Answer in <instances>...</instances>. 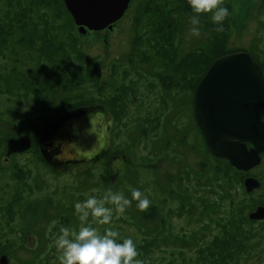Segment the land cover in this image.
Wrapping results in <instances>:
<instances>
[{
    "label": "rangeland",
    "instance_id": "1",
    "mask_svg": "<svg viewBox=\"0 0 264 264\" xmlns=\"http://www.w3.org/2000/svg\"><path fill=\"white\" fill-rule=\"evenodd\" d=\"M156 2L160 3L157 8L161 7L162 12L168 6L179 11L186 4L187 15L179 24L177 41L181 54L208 43H226L230 50H234L232 52L242 51L238 50L242 48L260 52L264 63V0H224V6L230 12L224 22L225 31L217 32L210 15L204 14L200 17L199 37L191 35L190 19L194 13L188 0H132L125 15L112 29L82 34L78 31L84 53L83 66H92V58L101 61V85L106 82L104 92L118 87L113 86V66L119 69V84L137 83V86H123L129 92L127 94L137 91L135 96H131L136 99L125 112L127 125H115L114 115L99 107V102L84 104L85 97L82 101V96L76 98L72 94L71 106H77L73 109L90 110L66 120L70 121L62 127V135L71 129L76 134L62 139V151L57 159L80 158V162L63 164L57 169L42 161L44 157L39 138L46 129L45 122H37L34 130L16 127L19 118H24L29 111L31 113V99L20 100L18 97L22 90L18 86L12 92L7 91L4 88L7 81L11 82L10 86H14L15 82L0 75V214L3 210L8 216L4 224L0 223V258L9 254V264H59L56 248L49 247L53 244L48 233L51 222L55 220L60 225L78 228L80 221L75 204L90 195L101 198L109 190L123 193L131 199L130 189L136 188L151 202L149 209L141 212L133 200L123 215L117 217L114 213L112 222L114 230L120 233L119 242L124 238L135 242L139 252L137 258L143 264H197L194 261L203 260L200 250L215 236L207 231L211 229L207 216L211 212L216 213L215 207L225 200L220 198L224 194L236 191L237 205H244L246 214L264 204V152L262 162L250 171L237 169L231 164L239 173L232 171L229 176L239 178V182L218 194L212 193L220 189L219 183H214L212 179L220 168L213 162V155L204 144V137L194 121L195 89L182 92L183 86L169 81L172 71L164 64L173 55L178 63L181 55L156 53L142 63L131 55L138 11H142L145 4L154 5ZM157 8L156 16L164 17L157 12ZM19 58L12 64L19 71L35 72L38 69L36 61L26 64ZM262 67L264 70L263 64ZM89 90L83 91L84 96L91 95L87 94ZM147 116L161 120V128L156 133L151 131L145 135L137 127L135 130L132 128L133 120L140 117L146 121ZM147 122L144 124L149 131L153 123ZM24 133L33 135L32 149L5 160L8 139L26 135ZM98 154V159H94ZM5 168L12 171L6 172ZM24 169L29 170L27 180L26 176L21 178L19 175ZM224 173L228 177V172ZM15 174L19 179L17 184L21 185L20 191L18 186H11ZM248 177H255L261 182V186L251 193L244 186ZM23 180L27 183L22 186ZM248 194L254 197L246 199ZM248 201H253L252 208L246 206ZM227 204L230 205L229 202ZM214 217V221L210 222L212 229L216 228L219 215L214 214ZM2 220L0 215V222ZM250 222H241L243 231L246 236L248 233L257 235L261 225L255 224L253 229ZM93 227L103 233L107 226L94 224ZM56 231L57 228H54L53 233ZM189 239L196 242L189 245ZM16 240L20 242L18 247L14 244ZM248 243H251L250 240ZM246 259H251V256Z\"/></svg>",
    "mask_w": 264,
    "mask_h": 264
},
{
    "label": "trees",
    "instance_id": "2",
    "mask_svg": "<svg viewBox=\"0 0 264 264\" xmlns=\"http://www.w3.org/2000/svg\"><path fill=\"white\" fill-rule=\"evenodd\" d=\"M159 4V2L154 5L145 4L143 10L138 11V24L134 30L131 55L137 57L142 63L146 62V59L152 58V55L156 53H179L181 59L178 63L174 55L170 57L169 62L164 63L172 71V77L169 81L183 86L182 92L193 91L211 64L217 58L234 50H230L226 43L217 45L208 43L181 54L177 41L180 34L179 24L182 18L187 15L185 13L186 4L179 11L168 6L163 12L161 7L157 8ZM156 8L157 12H160L161 16L164 17L158 18L156 16ZM176 13L179 15H175ZM221 45L223 46L221 47ZM238 50L248 51L246 48ZM248 52L261 66L264 65L260 59V52L253 49L252 52ZM10 53L17 55L16 59L22 58L26 64L36 61V66L39 65L35 72H21L15 68L18 77L13 78L11 74L8 75V78L13 79L16 86L22 90L18 98H21L20 100H24L22 98L31 99L29 105V109L32 108L31 113L29 111V114H24L25 117L19 118V123H17L21 130L25 127L34 130L35 124L39 121H44L47 128L62 114L74 110L73 108L77 106H71L72 94L76 98L82 96V101L85 97L84 104L93 105L99 102L97 103L99 107H104L112 116L114 115L117 122L115 125L118 127L121 126V123L124 126L127 125L125 114L130 109L131 102L136 99L135 97L131 98V96H135L137 91L127 94L129 92H126L123 86H137V83L122 82L119 84L117 82L119 69L113 66L112 73L115 80L113 86L118 87L114 91L111 89L109 92H104L106 82L101 85V61L98 58H92L94 59L92 66L91 64L83 66L84 53L80 34L64 0H2L0 4V66ZM10 84L11 82L7 81L4 88L12 92L16 86L15 84L10 86ZM88 84L91 85L87 86ZM68 86L71 87L68 88ZM87 89H90L87 93L91 94L90 96H84ZM68 94L71 96L67 97ZM147 121L153 123L152 129L149 131L147 130ZM132 122L135 125L132 128L135 130L137 127L145 135L151 131L156 133L161 128L159 117L147 116L146 121L138 117ZM195 124L203 138L197 123ZM203 141L207 146L204 138ZM125 146L128 145L125 144ZM212 157L213 162L220 168L212 178L214 183H219L223 188L234 187L239 182V178H231L229 173L232 171L239 173V171L232 167L227 159ZM42 161L46 162L45 159ZM225 171L228 172V177L225 175ZM230 180H233L232 183ZM227 194L231 195V193ZM246 204L252 208L253 201H248ZM214 214L211 212L207 216V223L210 227ZM225 219V229L218 232L210 242L244 245L249 240L251 241L252 236L249 233L246 236L241 225V222L248 223L250 220L244 205H238L232 209L227 213ZM207 231H211V229ZM189 241V245L196 242L194 239L192 241L189 239ZM213 250L218 255L223 252L243 251L241 247L223 249L218 246L214 247ZM200 252H203L204 258L206 246H203Z\"/></svg>",
    "mask_w": 264,
    "mask_h": 264
},
{
    "label": "water",
    "instance_id": "3",
    "mask_svg": "<svg viewBox=\"0 0 264 264\" xmlns=\"http://www.w3.org/2000/svg\"><path fill=\"white\" fill-rule=\"evenodd\" d=\"M132 0H64L78 30L111 28L128 10ZM194 117L213 155L226 158L237 169L250 170L262 162L264 152V70L245 50L217 58L194 91ZM90 108L70 111L47 127L40 136L48 137L67 120ZM249 143L252 145L249 147ZM29 135L10 137V155L30 149ZM45 155V158L48 157ZM248 192L261 186L259 179L245 180ZM253 219L264 218V206L250 213ZM3 255L0 264H8Z\"/></svg>",
    "mask_w": 264,
    "mask_h": 264
},
{
    "label": "clouds",
    "instance_id": "4",
    "mask_svg": "<svg viewBox=\"0 0 264 264\" xmlns=\"http://www.w3.org/2000/svg\"><path fill=\"white\" fill-rule=\"evenodd\" d=\"M194 15L191 17V35L199 37L200 17L209 14L216 25L217 32L225 31L224 22L229 17L228 7L224 0H188ZM97 191V190H93ZM131 199L123 193L107 191L101 198L90 195L86 200L75 204V211L80 221L78 228L60 225L52 221L48 228L55 247L59 264H143L138 259L139 252L131 238L120 240V233L112 226L114 213L117 217L123 215L132 201L137 202L141 212L150 207V200L139 189L132 188ZM106 205H111L108 207ZM107 226L103 233L93 225ZM59 225V226H58ZM57 231L53 233V229Z\"/></svg>",
    "mask_w": 264,
    "mask_h": 264
},
{
    "label": "flooded vegetation",
    "instance_id": "5",
    "mask_svg": "<svg viewBox=\"0 0 264 264\" xmlns=\"http://www.w3.org/2000/svg\"><path fill=\"white\" fill-rule=\"evenodd\" d=\"M76 26H77V30H78L79 26L77 24H76ZM109 29H111V28H109ZM109 29L105 28L103 30H109ZM98 31H102V30H98ZM86 32L91 33V32H96V31L95 30H88ZM79 33L82 34L81 32H79ZM16 57H17V55H13L11 53L8 55L6 60L1 63L0 75L8 77V75L11 74L13 76V78L18 77L16 72H15V66L12 65L15 62ZM11 70H12V72H11ZM15 86H16V83H15ZM74 110H77V109H74ZM75 117H77V116H75ZM70 120H68V121H70ZM68 121H65L62 124V126L57 130V132L55 131L54 133H52L48 137H43L41 139L42 142H40V138H39V144L41 147V150H40L41 154L43 155V157L45 156L44 154H46V156L48 157V159H47L48 161L47 160L46 161L52 168L57 169L59 166H61L63 164L72 165V164H76V163L80 162V158H75V159L69 158V159H65L63 161H58V159H57L58 156L60 155V152L62 151V142H61L62 139L67 137V136H72V135L76 134L75 130L71 129V130L65 131V134L62 135L61 129L65 125V123ZM16 127L18 128V126H16ZM24 134L29 135L31 137L32 143H33V141H34L33 135L31 136L28 133H24ZM250 146L251 145H249V147ZM32 147L30 149H32ZM7 150H8V148L6 149V151ZM27 152L28 151L21 152V153L20 152H14L10 155L8 154V156L4 157V159L9 160L11 157L22 155V154H25ZM100 154H98V156H94L93 158L94 159L98 158ZM15 166L19 167L18 165H15ZM4 171L8 172V171H12V170L10 168L9 169L5 168ZM19 175H21L20 176L21 178H24V176H26V180H27L28 176H29V170L24 169ZM13 180H14V182L11 186L15 187V188L18 186L17 190H19V187L21 185L17 184V182H19V179H17L16 174L13 175ZM26 180L21 181L22 186L27 183ZM219 187H220V189H218V191L214 190L212 193L218 194L219 192L227 190V188H223L221 186H219ZM235 196H236V191L234 192V194H231V195L224 194L223 196L220 197L221 199H225V200L220 201V203H218V206L215 207V211H216L215 214H218L219 218H218L217 223H216V225H217L216 228L212 229V226H211V232H213L214 235H216L218 232H222L225 229V226H226L225 216L232 209L238 207L237 199L235 198ZM15 197H16V195H14V197L12 198L13 201H14ZM249 197H254V195L251 196L250 194H248L246 199H248ZM228 202L230 203V205L227 204ZM259 206H264V204L258 205L257 207H259ZM255 209L248 212V219H250L249 222L252 221V222H250V224L253 226V229L256 228L255 224H260L261 227L257 229V231H259L257 235L249 233L252 236L251 241H250L251 243L244 244V245H241V244L240 245H234V244H228L226 242H222V243L209 242L205 245L206 246V252H205V257L203 258V260L194 261V262L200 263V264H264V236H263V234H264V218H262V219L251 218L250 213L253 212ZM0 215L3 217V220L0 223L4 224V220H5V218H8V216L4 213L3 210H2V214H0ZM214 219H215V217L212 218V222L214 221ZM260 234H261V236H260ZM259 239H260V241H257ZM254 241H256V242L253 243ZM14 244L16 245V247H18L20 245V242L18 240H16V241H14ZM217 246L221 247L223 249L228 248V247H241L243 249V251L230 252V253L223 252V253L218 255V253H216L213 250V248L217 247ZM243 246H246L247 248H244ZM31 248H33V247H31ZM35 248L36 247H34L33 249H35ZM244 253H245V255H244ZM3 255H6L10 259L9 254H3ZM248 256H251V259H246V257H248ZM12 263H10V264H12Z\"/></svg>",
    "mask_w": 264,
    "mask_h": 264
}]
</instances>
